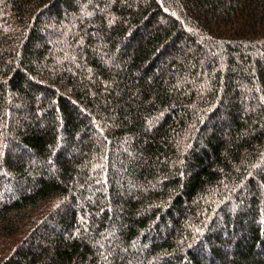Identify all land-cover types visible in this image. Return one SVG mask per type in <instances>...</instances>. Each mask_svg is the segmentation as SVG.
<instances>
[{
  "label": "trees",
  "instance_id": "1",
  "mask_svg": "<svg viewBox=\"0 0 264 264\" xmlns=\"http://www.w3.org/2000/svg\"><path fill=\"white\" fill-rule=\"evenodd\" d=\"M0 264H264V0H0Z\"/></svg>",
  "mask_w": 264,
  "mask_h": 264
}]
</instances>
